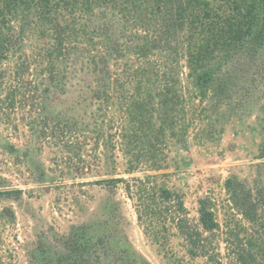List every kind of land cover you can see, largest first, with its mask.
Returning a JSON list of instances; mask_svg holds the SVG:
<instances>
[{
	"label": "trees",
	"instance_id": "trees-1",
	"mask_svg": "<svg viewBox=\"0 0 264 264\" xmlns=\"http://www.w3.org/2000/svg\"><path fill=\"white\" fill-rule=\"evenodd\" d=\"M71 99L68 114L61 104ZM239 107L260 110L262 157L264 0H0V120L28 132L21 154L14 150L28 177L51 179L35 158L46 146L62 161H54L59 172L72 170L64 159L88 170V147L120 148L123 172L143 175L95 183H124L147 233L158 240L173 223L193 256H213L205 241L219 225L205 197L202 224L188 218L167 180L179 165L173 153L191 141L217 143L227 113ZM107 125L113 132L105 136ZM230 195L251 228L230 226L234 246L225 254L236 264H264V226L256 227L264 192L238 183Z\"/></svg>",
	"mask_w": 264,
	"mask_h": 264
},
{
	"label": "rangeland",
	"instance_id": "rangeland-1",
	"mask_svg": "<svg viewBox=\"0 0 264 264\" xmlns=\"http://www.w3.org/2000/svg\"><path fill=\"white\" fill-rule=\"evenodd\" d=\"M72 102L63 100L61 104L68 114ZM239 108L227 113L229 121L217 143L204 147L191 141L188 149L175 151L174 162L179 165L170 169L167 178L181 195L192 223L202 224L199 198L209 200V209L219 225L212 241H205L211 258L191 255L187 242L170 222L165 236L155 240L151 232L147 233L145 223L138 220L124 183H95L98 179L143 175L141 171L123 172L120 148L110 150L109 145L101 144L98 154L88 147V170L83 171L74 159H64L63 164L72 170L59 172L54 161L60 159L46 146L35 158L51 179L35 182L14 151L21 154L28 132L14 131L0 120V176L4 178L0 179V264H92L95 256L100 257L101 264H236L225 254L234 246L228 230L236 223L240 229L238 226L234 231L251 227L234 205L230 191L242 183L245 191L255 187L264 192V156L258 155L263 119L257 107ZM17 112L11 118H20L24 111ZM106 130L113 132L107 125L105 136ZM116 139L117 135L113 137ZM98 155L106 160L103 166H99ZM28 166L31 168V162ZM112 167L117 173H109ZM263 226L262 217L256 226L260 233ZM98 237L103 241L95 245Z\"/></svg>",
	"mask_w": 264,
	"mask_h": 264
}]
</instances>
